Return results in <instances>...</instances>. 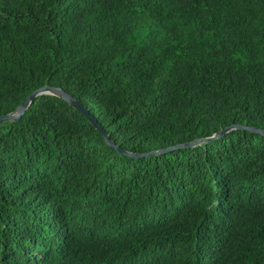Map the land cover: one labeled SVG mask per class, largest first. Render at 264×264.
I'll return each mask as SVG.
<instances>
[{
    "label": "trees",
    "instance_id": "16d2710c",
    "mask_svg": "<svg viewBox=\"0 0 264 264\" xmlns=\"http://www.w3.org/2000/svg\"><path fill=\"white\" fill-rule=\"evenodd\" d=\"M43 86L113 145L0 125V264H264V0H0V115Z\"/></svg>",
    "mask_w": 264,
    "mask_h": 264
},
{
    "label": "water",
    "instance_id": "95a60500",
    "mask_svg": "<svg viewBox=\"0 0 264 264\" xmlns=\"http://www.w3.org/2000/svg\"><path fill=\"white\" fill-rule=\"evenodd\" d=\"M42 95H56L60 97L61 99L67 101L73 108H75L77 111L81 112L88 121L101 133V135L105 138V140L110 144L113 145L112 142L109 140V136L107 133L102 129L99 123L94 119V117L89 113V111L82 106V104L73 96L69 95L68 93L64 92L63 90L59 88H53L49 86H43L31 93L28 94V96L23 100V102L11 113L0 115V125L7 121H15L20 118V116L29 108V106L34 102V100ZM255 132H261L264 133V131L258 130V129H251ZM186 145H180L176 147H171L165 150H161V153L171 151L180 147H185ZM156 152H151L149 154H155ZM159 153V152H158Z\"/></svg>",
    "mask_w": 264,
    "mask_h": 264
}]
</instances>
